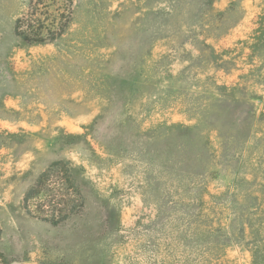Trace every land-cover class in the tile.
<instances>
[{
	"label": "rangeland",
	"instance_id": "374dc122",
	"mask_svg": "<svg viewBox=\"0 0 264 264\" xmlns=\"http://www.w3.org/2000/svg\"><path fill=\"white\" fill-rule=\"evenodd\" d=\"M27 3L0 0V253L264 264V0H74L46 44L14 34Z\"/></svg>",
	"mask_w": 264,
	"mask_h": 264
},
{
	"label": "trees",
	"instance_id": "16d2710c",
	"mask_svg": "<svg viewBox=\"0 0 264 264\" xmlns=\"http://www.w3.org/2000/svg\"><path fill=\"white\" fill-rule=\"evenodd\" d=\"M73 7L74 0H28L25 12L17 16L14 21V34L29 44L54 43L62 38L67 31L71 22ZM104 78L108 85L109 83L114 85L113 80L117 78V76L115 74H110L108 76L106 75ZM127 81L128 80H125V82ZM106 96L109 99L113 96L110 89L109 91L107 90ZM195 129V126H183L179 124L163 126L164 134L168 136V138H194L198 136ZM154 134L155 131L150 132L148 138L153 137ZM56 165H58V163L51 164L47 170L39 175L35 183L27 190L24 195V202L27 208V202L33 199L41 189L50 192L46 197L47 202L55 199V195L51 192L52 187H49L46 175L49 169ZM0 258L4 259L2 264L10 263L2 253H0Z\"/></svg>",
	"mask_w": 264,
	"mask_h": 264
},
{
	"label": "crops",
	"instance_id": "0c3cea01",
	"mask_svg": "<svg viewBox=\"0 0 264 264\" xmlns=\"http://www.w3.org/2000/svg\"><path fill=\"white\" fill-rule=\"evenodd\" d=\"M9 264H44V263H40V262H18V263H9Z\"/></svg>",
	"mask_w": 264,
	"mask_h": 264
}]
</instances>
